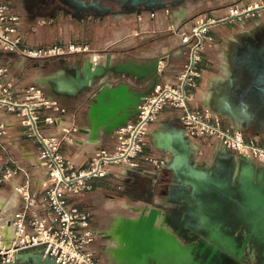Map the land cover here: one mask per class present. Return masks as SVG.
Returning <instances> with one entry per match:
<instances>
[{
    "label": "water",
    "instance_id": "water-1",
    "mask_svg": "<svg viewBox=\"0 0 264 264\" xmlns=\"http://www.w3.org/2000/svg\"><path fill=\"white\" fill-rule=\"evenodd\" d=\"M135 1L161 4L163 8L170 4L169 0ZM160 63L159 56L112 61V54L107 53L105 62L99 63H93L90 56L85 58L82 69H77L78 79L85 87L71 96L81 97L92 91L87 99L84 129L92 140L101 134L112 135L136 116L144 98L161 82L164 70ZM59 74L57 71L38 82L55 83ZM150 136L155 147L172 155L166 163L172 171V182L179 189L192 188L188 198L192 202L181 213V220L190 223H176L172 213L157 205L143 207L135 217L121 216L109 233L102 234L114 241L111 251L108 248L114 261L117 264H243V259H247L252 264H264V165L232 154L229 169L221 171L217 162L211 164L198 158L199 144L191 140L183 127L160 129ZM214 152L227 155L229 151L220 147ZM247 168L253 169V177H244ZM232 246L236 248L234 255L228 253ZM12 264L58 263L44 257L42 248L30 247L19 250Z\"/></svg>",
    "mask_w": 264,
    "mask_h": 264
},
{
    "label": "built area",
    "instance_id": "built-area-1",
    "mask_svg": "<svg viewBox=\"0 0 264 264\" xmlns=\"http://www.w3.org/2000/svg\"><path fill=\"white\" fill-rule=\"evenodd\" d=\"M264 6L259 5L256 7ZM234 7V8H233ZM232 8L230 16L242 17L252 9ZM165 12L171 14L169 9ZM208 20L201 19L194 26L171 23L169 29L177 33L188 47L186 60L177 73L175 81L160 83L153 93L146 96L138 107V113L127 125L116 130L117 143L113 150L101 148L91 158L87 169L77 170L60 151L63 143H71L70 131L45 133L42 123L54 124V116L42 117L43 108L57 109L55 101L49 100L44 92L34 86L24 91H0V107L14 113L25 136L38 143V159L46 173L43 197L38 201L31 190V171L22 160L12 155L4 158L0 181L24 176L17 186L21 207L10 219L12 234L0 230V264L14 262L19 250L30 247L43 249L44 257L58 264H101L98 238L90 225L91 214L68 203L72 195H80L90 188L92 178L104 177L112 172L114 165L141 168L138 155L148 144L152 125L165 109L177 114L186 134L202 146L212 144L213 151L224 147L236 156L249 158L264 165V140L257 136H246L241 129L224 126L219 116L207 108L195 106L197 78L202 75L204 52L213 46L214 39L208 35ZM21 20L9 3L0 0V51L19 52L22 34ZM23 94V96H20ZM65 112V109L61 110ZM8 128L0 120V148L7 151L5 137ZM160 171L166 164L164 159L145 157ZM149 172L148 168H141ZM103 253V249L102 252Z\"/></svg>",
    "mask_w": 264,
    "mask_h": 264
},
{
    "label": "crops",
    "instance_id": "crops-1",
    "mask_svg": "<svg viewBox=\"0 0 264 264\" xmlns=\"http://www.w3.org/2000/svg\"><path fill=\"white\" fill-rule=\"evenodd\" d=\"M235 1L236 0H184L179 6L162 7L149 13H162L166 9H170L171 14L166 16L167 21L168 23L170 22L176 25L186 23V25L194 26L196 22L199 21V18L209 21L207 31L208 35L213 37L214 44L203 54V61L201 63L203 68L202 75L197 78V86L193 89L195 93V106L209 109L213 114L220 117L224 126L242 130V126L234 121L236 117L235 114H233L231 109H228V107L231 108L228 92L223 93V91H230L228 87L234 84L233 74L237 50L243 46L252 35L256 36L259 31L264 30V23L251 26L247 21L248 15L237 17L227 14V5ZM244 1L245 0H242V2H238L234 5L242 7ZM57 4L59 5H56V13L50 16L52 21L60 22L61 18L74 16L73 14L60 11L59 9L62 4L59 2H57ZM146 13L131 15L137 18L139 17V19H137V27L129 31L136 42H141L149 38L152 36L151 33L155 32L154 27L147 25L148 23H141L140 17ZM131 16L127 14L110 15V17L120 20H128ZM42 18H44V16H42ZM75 19L78 24L89 26L94 21H101L102 17H75ZM220 19L226 20L219 22ZM121 32L125 31L121 30ZM178 39L182 47L177 48L175 51L173 50V48L175 49L174 46H169L170 49H168V45L164 44L163 50L158 54H136L130 59L141 60L156 56L161 57L163 63H160V68H162L164 72L160 83L174 82L177 73L185 62L184 49L187 47L180 38ZM136 47H138V45H136ZM175 55L181 58H174ZM59 59L65 60L68 64L74 61V58L67 59L66 57H59ZM44 76V74H41L37 79ZM37 79L33 80V82H37ZM91 92L92 91L81 97L68 96V101H64L59 97L50 96L46 93L50 99H54L62 105L65 108V112L52 108L42 111L43 118L49 115L56 118V122L52 125L47 126L45 123H42L41 127L45 132L62 133L61 129H64V132L70 131L69 134L72 138V142L63 143L60 147V151L75 165L77 170L87 169L90 165V158L98 150L101 148H105L109 151L113 150L117 143L116 131L108 137L101 134L96 140H92L90 134L84 131L87 127V99L91 95ZM0 120L5 122L8 128V134L5 137L8 150L1 151L0 149V177L3 171L4 158L8 155L19 157L30 168L31 190L36 199L40 201L43 197L46 173L38 161V144L35 140L27 138L24 135L20 121L14 113L8 112L0 107ZM182 127L177 114L169 109H165L161 113L159 119L152 125L148 134V144L137 157L141 168H148L149 172H143L141 168L134 169L121 165H114L110 174L104 177L92 178L89 181V189L85 190L80 195H72L68 198L69 205L91 214L90 225L92 230L99 235L94 246L96 248L102 247L103 249V253L100 255L101 264H117L112 254L108 252V248L109 251H111L114 246V241H110L102 234L109 233L116 220L121 216L125 218L135 217L139 215L143 207L157 205L165 209V211L172 213L176 223L179 222L180 225H189V221L181 220V213L188 208L189 202H192L191 200L188 201V198L190 199L191 197L190 193L192 188L186 186L179 189L178 186L172 182V171L166 167V164L158 171L154 164L144 160L145 157H152L164 159L166 163L170 161L172 158L171 153L161 151L155 147L152 144L150 133L160 129L180 130ZM262 134L264 136V132ZM191 140L197 143V141L192 138ZM199 149L201 150L200 145ZM232 154L234 153L229 151L227 155H215V152L212 151L208 158L200 157V159L210 163L212 162L211 164L217 162L218 168L223 171L229 169ZM257 167H260V165H257ZM243 175L244 177L251 178L254 175V171L253 169L247 168L244 170ZM24 179L22 175L16 176L8 181H0V198L9 199L14 192L15 196L17 195L10 213L2 212L4 218L10 217L11 219L14 212L21 207V197L16 188L20 183L24 182ZM171 187L176 188L171 189ZM229 248H232V253H228L234 255L233 253H235L234 251L236 248L233 246ZM243 260V264H252L247 259ZM226 264H228V262H226Z\"/></svg>",
    "mask_w": 264,
    "mask_h": 264
},
{
    "label": "rangeland",
    "instance_id": "rangeland-1",
    "mask_svg": "<svg viewBox=\"0 0 264 264\" xmlns=\"http://www.w3.org/2000/svg\"><path fill=\"white\" fill-rule=\"evenodd\" d=\"M1 1L9 3L18 14L21 20L22 41L19 52L0 51V91H24L32 86L39 88L33 80L44 73L43 65L50 58L85 59L87 56L91 58L93 53H99L102 54L101 59L97 62L99 63L105 62L107 53L112 54V61H122L133 58L136 54H158L166 44L168 45L167 47L174 46V51L182 47L178 39H181V37L169 29L171 23H168L166 16L170 14L168 15L165 11L162 13H146L140 17L141 23H148L147 25L154 27L155 32L151 33L152 36L149 38L136 42L129 32L138 25L137 19L139 17L137 18L136 16L130 15L131 17L128 20L105 16L102 17L101 21H94L89 26H86L78 24L74 16L61 18L60 22L52 21L50 19L51 15L44 16V18L35 16L33 15L35 13L34 10L28 8L29 4L26 3V0ZM238 2H242V0H236L234 3L227 5V14L234 12L233 5ZM263 4L264 0H245L244 5L239 9L248 6L253 8ZM50 5V8H53L59 4L52 3ZM247 17V21L251 26L264 23V8L249 12ZM201 19L199 18V21ZM121 30L125 32H121ZM187 52L188 49L186 47L184 49L185 60ZM174 58L178 59L181 57L175 55ZM44 95L49 98L45 92ZM20 96H23V94H20ZM49 100L55 101L58 111L65 109L56 100L50 98ZM61 130L62 132L65 131L64 129ZM259 138L264 140V136ZM31 139L35 140L34 138ZM216 141L213 139L210 142L203 143L201 150L199 149L198 151L199 158H208L213 151L211 145L216 143ZM1 151L3 150L1 149ZM16 159L20 160L17 156ZM22 164L25 165L26 163L22 161ZM2 200L4 202L0 204V230L10 219V217L4 218L2 215V212L10 213L4 206L8 199L2 198Z\"/></svg>",
    "mask_w": 264,
    "mask_h": 264
},
{
    "label": "flooded vegetation",
    "instance_id": "flooded-vegetation-1",
    "mask_svg": "<svg viewBox=\"0 0 264 264\" xmlns=\"http://www.w3.org/2000/svg\"><path fill=\"white\" fill-rule=\"evenodd\" d=\"M81 1H85V5ZM134 0H26L28 8L34 10L35 16L54 15L56 7L50 8L52 3H61L59 9L63 13L73 14L75 17L88 18L96 15L98 18L110 15H139L153 12L162 8L161 4H140ZM171 5H176L182 0H169ZM85 59L74 58L70 64L58 57L47 59L43 65L44 75L48 76L60 71L59 80L53 82H38L35 85L43 92L68 101L72 92L84 89V85L77 76V69L84 66ZM79 63V64H78ZM234 84L229 88L228 98L231 104L235 122L242 126L246 136H263L264 132V30L259 31L241 46L235 57ZM102 248L100 255H102ZM12 264V263H1Z\"/></svg>",
    "mask_w": 264,
    "mask_h": 264
},
{
    "label": "bare ground",
    "instance_id": "bare-ground-1",
    "mask_svg": "<svg viewBox=\"0 0 264 264\" xmlns=\"http://www.w3.org/2000/svg\"><path fill=\"white\" fill-rule=\"evenodd\" d=\"M233 11V10H231ZM102 57V54L99 53H93L91 56V60L93 63H97ZM163 62V60L161 61V63ZM17 196V195H16ZM15 192L11 195V197L4 203L5 208H7V210L11 211L12 207L14 206V202H15ZM4 201L2 200V198H0V204L3 203ZM9 222L6 223L5 226H3L1 228V231H3V233L7 236H10L12 234V227L10 225V219L8 220Z\"/></svg>",
    "mask_w": 264,
    "mask_h": 264
}]
</instances>
